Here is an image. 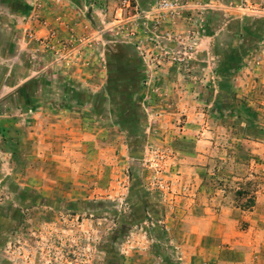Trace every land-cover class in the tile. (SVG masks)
<instances>
[{
    "label": "rangeland",
    "instance_id": "1",
    "mask_svg": "<svg viewBox=\"0 0 264 264\" xmlns=\"http://www.w3.org/2000/svg\"><path fill=\"white\" fill-rule=\"evenodd\" d=\"M37 79L0 264H264V0H0V101Z\"/></svg>",
    "mask_w": 264,
    "mask_h": 264
},
{
    "label": "trees",
    "instance_id": "2",
    "mask_svg": "<svg viewBox=\"0 0 264 264\" xmlns=\"http://www.w3.org/2000/svg\"><path fill=\"white\" fill-rule=\"evenodd\" d=\"M110 64V61H109ZM112 65V62H111ZM126 65V64H125ZM137 67L139 65H136ZM117 70H112L111 72H116ZM137 76L141 80L143 77L142 69L138 67ZM142 86V85H141ZM43 80H31L21 87H19L14 93L4 97L0 101V115L4 113H9L11 109H17L21 113H28L29 110H34L40 106L39 93L45 91ZM136 89L134 95H138V90L140 86ZM110 90V89H108ZM126 95V94H125ZM128 96V95H126ZM128 98V97H127ZM68 100L65 105H68Z\"/></svg>",
    "mask_w": 264,
    "mask_h": 264
},
{
    "label": "crops",
    "instance_id": "3",
    "mask_svg": "<svg viewBox=\"0 0 264 264\" xmlns=\"http://www.w3.org/2000/svg\"><path fill=\"white\" fill-rule=\"evenodd\" d=\"M253 226V224H252ZM256 229L255 226H253L252 229ZM261 230L264 231V225L261 227ZM217 255L212 256L209 260L207 261L197 257L193 264H261L259 260H256V257H254V253H251V258H249L248 254H234V256H225L223 255V249L222 248H217L215 254ZM243 256V257H242ZM213 259V261H212Z\"/></svg>",
    "mask_w": 264,
    "mask_h": 264
}]
</instances>
